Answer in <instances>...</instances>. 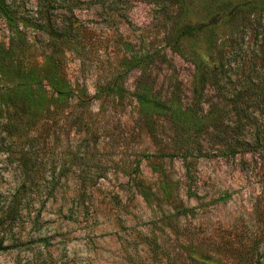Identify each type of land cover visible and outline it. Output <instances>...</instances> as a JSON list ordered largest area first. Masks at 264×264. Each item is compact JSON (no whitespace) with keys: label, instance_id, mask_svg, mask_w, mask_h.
Instances as JSON below:
<instances>
[{"label":"rangeland","instance_id":"374dc122","mask_svg":"<svg viewBox=\"0 0 264 264\" xmlns=\"http://www.w3.org/2000/svg\"><path fill=\"white\" fill-rule=\"evenodd\" d=\"M236 126L264 136V0H0V264H264V152L229 154Z\"/></svg>","mask_w":264,"mask_h":264},{"label":"trees","instance_id":"16d2710c","mask_svg":"<svg viewBox=\"0 0 264 264\" xmlns=\"http://www.w3.org/2000/svg\"><path fill=\"white\" fill-rule=\"evenodd\" d=\"M247 4L249 5L253 3L248 2ZM238 9H241V7ZM214 24H216L215 19H209L208 21L177 25L172 29V39L170 46L174 50H178V44H180L183 39H197L201 36L204 30H206L210 26H213ZM196 74L198 75V83H203L205 80L203 72L197 69ZM135 97L142 110L145 111V109L148 108V113L151 115L169 116V118L177 129H182L185 126V123H187L189 120L195 122V120L199 118L198 113L194 110V108L198 107L197 101L193 103L191 107L184 108L178 102H163L159 99H155L153 96L150 95L148 90L143 88L141 89V87L138 88ZM192 118L195 120H193ZM5 127L7 130L11 129L12 123L8 121V123L5 124ZM232 130L234 132V136H231L230 140L232 143L226 146L228 147L229 154L234 155L237 151L246 148V146L252 148L253 145L255 146V150H257L258 152H264V136L261 141H258L257 138H259V134L256 133V135L253 136V139H255L256 142L251 144L245 140L241 142V140L237 139L241 131L238 126L233 128ZM223 144L226 145L227 143ZM16 200V195H13L11 197L10 203L5 209V213L10 217L11 215L12 217L15 216L19 211L18 209H13L12 207Z\"/></svg>","mask_w":264,"mask_h":264}]
</instances>
